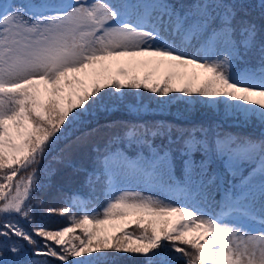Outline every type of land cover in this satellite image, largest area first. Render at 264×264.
<instances>
[{"label": "snow or ice", "instance_id": "1", "mask_svg": "<svg viewBox=\"0 0 264 264\" xmlns=\"http://www.w3.org/2000/svg\"><path fill=\"white\" fill-rule=\"evenodd\" d=\"M250 7L244 0L0 2V264H107L112 253L146 264H178L176 253L185 264H264V138L201 124L129 123L121 139L146 154H98L87 183L106 179L102 207L77 194L63 207L35 195L44 188L41 161L69 126L93 111H149L141 89L160 107L173 93L204 97L225 116L264 127V23L249 18ZM258 7L264 18V0ZM125 62L155 70L140 76ZM131 183L164 198L120 187ZM214 191L222 192L218 201ZM38 210L64 217L65 226L36 221ZM117 219L128 226L108 223ZM28 247L45 259H28Z\"/></svg>", "mask_w": 264, "mask_h": 264}, {"label": "trees", "instance_id": "2", "mask_svg": "<svg viewBox=\"0 0 264 264\" xmlns=\"http://www.w3.org/2000/svg\"><path fill=\"white\" fill-rule=\"evenodd\" d=\"M0 2H5V0H0ZM244 2L252 5L247 9L249 18L258 25L264 23V18L261 17L258 7L259 0H244ZM122 66L129 71H135L140 76H143L146 71L155 70L154 67L144 66L132 68L127 62ZM112 70L115 71L114 65ZM197 74L201 78L206 75L203 71ZM140 91L146 99H151V109L147 112L137 114L129 112L126 108L110 109L108 112L101 110L99 113L93 111L89 118L82 123L69 126L64 135L41 161L39 166L40 178L44 188L35 195L42 197L46 202L54 203L56 207H63L66 206L64 201L68 197L77 194L90 207L97 205L102 207L106 200V179L101 178L93 185L87 183L88 176L96 166L95 162L102 159L98 154L109 151H119L129 156H134L141 151H145L146 154V150L140 145L121 139V134L124 131L123 126L129 123L167 121L169 124L177 126L201 124L205 127L210 126L214 132L220 134L247 136L254 139L264 138V127L251 122L244 124L227 117L221 107L213 105L211 102H205L206 98L204 97L189 98L179 93H173L171 103L167 107H160L156 103L157 98L154 94L143 89ZM197 99H199V103H197ZM154 142L160 144L161 140L156 138ZM212 167L223 173L225 180H231L230 174L226 172L222 163L216 162ZM251 167V163L244 164L242 171L247 174ZM120 187L130 191H140L144 195H160L161 199L164 198L159 189L148 185L131 183L120 185ZM223 187L224 185L221 184V189ZM221 194L222 192L213 193L216 201L220 199ZM42 213L43 210H38L34 214L36 221H42L53 228L65 226L64 217L60 215L49 216ZM76 214L81 215L82 213L77 212ZM21 223L24 222L21 221ZM108 223L115 224L117 229L121 226H128L118 219L108 221ZM25 226L30 227L31 225ZM77 234H80L79 230ZM175 255L178 264H185L182 254L176 253ZM27 258L32 260L45 259L44 257L33 256L30 247L27 248ZM104 259L107 264H146L144 257L131 253H112Z\"/></svg>", "mask_w": 264, "mask_h": 264}, {"label": "rangeland", "instance_id": "3", "mask_svg": "<svg viewBox=\"0 0 264 264\" xmlns=\"http://www.w3.org/2000/svg\"><path fill=\"white\" fill-rule=\"evenodd\" d=\"M5 2H7V0H5ZM125 60H127V58H124ZM140 59H143V58H140ZM123 65V64H122ZM121 65V66H122ZM116 67V65H114V68ZM182 71H187L188 73H189V75H191L192 73H195V74H197V73H201L202 72V70H200V69H194V68H188V69H186V70H182ZM215 192V191H214ZM213 192V193H214Z\"/></svg>", "mask_w": 264, "mask_h": 264}]
</instances>
